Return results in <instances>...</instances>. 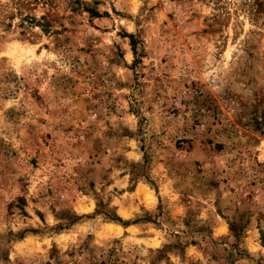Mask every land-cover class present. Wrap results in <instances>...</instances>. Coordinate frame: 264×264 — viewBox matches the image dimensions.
<instances>
[{"label":"rangeland","instance_id":"rangeland-1","mask_svg":"<svg viewBox=\"0 0 264 264\" xmlns=\"http://www.w3.org/2000/svg\"><path fill=\"white\" fill-rule=\"evenodd\" d=\"M0 264H264V0H0Z\"/></svg>","mask_w":264,"mask_h":264},{"label":"trees","instance_id":"trees-1","mask_svg":"<svg viewBox=\"0 0 264 264\" xmlns=\"http://www.w3.org/2000/svg\"><path fill=\"white\" fill-rule=\"evenodd\" d=\"M95 14H96V13H95ZM127 36L130 38V41H131L132 46H134L133 51H134V53H135V43H136V40H135V38L133 37V35H131V34H129V35H127ZM116 220H119V219L117 218Z\"/></svg>","mask_w":264,"mask_h":264}]
</instances>
